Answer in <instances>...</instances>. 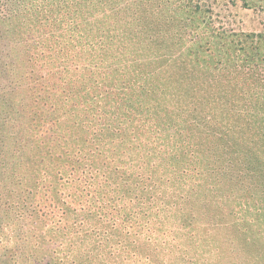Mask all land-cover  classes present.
I'll use <instances>...</instances> for the list:
<instances>
[{
    "label": "rangeland",
    "instance_id": "rangeland-1",
    "mask_svg": "<svg viewBox=\"0 0 264 264\" xmlns=\"http://www.w3.org/2000/svg\"><path fill=\"white\" fill-rule=\"evenodd\" d=\"M114 1L0 7V264H264V0Z\"/></svg>",
    "mask_w": 264,
    "mask_h": 264
},
{
    "label": "trees",
    "instance_id": "trees-1",
    "mask_svg": "<svg viewBox=\"0 0 264 264\" xmlns=\"http://www.w3.org/2000/svg\"><path fill=\"white\" fill-rule=\"evenodd\" d=\"M113 1V0H112ZM130 0H115L114 2L116 4H124L125 2H128ZM9 3V0H0V7H2L3 5L6 6V4ZM12 4V3H11ZM13 5V4H12ZM120 6V5H119ZM1 9V8H0ZM171 45L173 44H168L167 48L170 49ZM166 47V45H165Z\"/></svg>",
    "mask_w": 264,
    "mask_h": 264
}]
</instances>
